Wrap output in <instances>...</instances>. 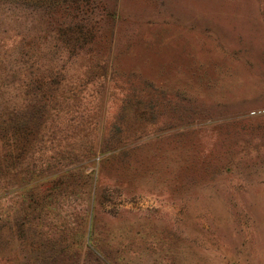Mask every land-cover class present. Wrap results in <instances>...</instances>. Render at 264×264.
Wrapping results in <instances>:
<instances>
[{"label":"rangeland","instance_id":"374dc122","mask_svg":"<svg viewBox=\"0 0 264 264\" xmlns=\"http://www.w3.org/2000/svg\"><path fill=\"white\" fill-rule=\"evenodd\" d=\"M91 189L134 264H264V0L0 1V264Z\"/></svg>","mask_w":264,"mask_h":264},{"label":"trees","instance_id":"16d2710c","mask_svg":"<svg viewBox=\"0 0 264 264\" xmlns=\"http://www.w3.org/2000/svg\"><path fill=\"white\" fill-rule=\"evenodd\" d=\"M0 1L9 5L14 2H18V0ZM31 1L36 2V0ZM42 1L46 2L49 0ZM89 195V206L86 209L84 221H82L80 225L82 227L81 234L77 239H72L71 241H68V243H65L67 239L64 238L59 239V245L57 242L51 243V249L53 250L51 251L52 254L50 256H58L59 254H61V256L64 258V256L68 255L66 260L67 262H71V264H89L90 261L93 264H134L136 260H131L129 259V257H126L124 254H122V251L125 248L122 251L120 250V252L117 251L116 254H112L110 253V251L107 252L105 246L102 245L103 241L99 238H96V232H98L99 229L97 227L98 224L95 225L94 223V213L92 212L93 210H90L91 201L95 195L92 189L90 190ZM122 238L123 237H121L119 245H122L125 242ZM61 242H63V246H60ZM107 244L109 245L111 250V247H113V245H111L110 241L107 242ZM84 259H86L85 262H83Z\"/></svg>","mask_w":264,"mask_h":264}]
</instances>
